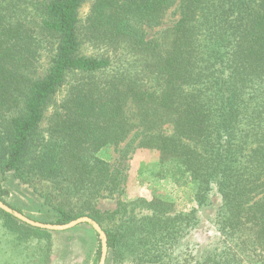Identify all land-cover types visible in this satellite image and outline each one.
Returning a JSON list of instances; mask_svg holds the SVG:
<instances>
[{"label":"trees","instance_id":"1","mask_svg":"<svg viewBox=\"0 0 264 264\" xmlns=\"http://www.w3.org/2000/svg\"><path fill=\"white\" fill-rule=\"evenodd\" d=\"M85 1L0 0V175L32 182L34 171L52 181L56 191L42 194L51 224L84 216L97 222L106 264H264V0H94L82 26ZM177 3L175 26L148 40L146 28L159 27ZM30 4L42 14L37 26L22 15ZM47 39L52 55L42 74ZM85 42L135 60L115 70L110 56H84ZM65 87L48 139L26 170L32 139ZM135 130L139 148L160 154L154 181L197 186L191 211L157 196L130 210L119 201L115 211H100L101 199L122 192L98 154ZM8 194L0 185L7 205ZM215 195L221 247L198 257L186 239L198 225L197 209ZM0 214L25 234L51 232Z\"/></svg>","mask_w":264,"mask_h":264},{"label":"rangeland","instance_id":"2","mask_svg":"<svg viewBox=\"0 0 264 264\" xmlns=\"http://www.w3.org/2000/svg\"><path fill=\"white\" fill-rule=\"evenodd\" d=\"M93 3L94 0H86L79 9V19L82 26L85 25ZM21 10L25 11L22 15L33 21L34 26L41 22L42 14L40 10L35 8L34 4L28 5L26 9L24 6ZM179 19L180 10L179 3H177L167 11L159 27L146 28L147 39L150 41L161 40L163 32L174 27ZM43 44L38 66L39 72H42V74L48 70L52 55L50 41L47 39ZM82 54L99 58L110 56L115 70L135 60L125 50L114 53L105 45H96L90 42L84 43ZM66 93L67 87L63 88L50 102L45 112V119L32 139L25 160L26 170L31 168L36 156L39 154V150L48 139L49 117L64 99ZM135 111L134 106L130 105L129 114L133 116ZM164 132L172 135L174 133L173 126H165ZM139 138V131L135 130L121 144L109 146L98 154L99 158L110 164L111 171L118 175L119 180L121 179L119 192H122L119 197L117 193L114 198L101 199L98 203L100 211H115L119 201L126 205L127 210H130L133 208L134 202L151 201L154 196L173 202L180 210L191 211L197 205L190 202L189 199L193 196L197 186L180 188L168 181H154L151 178V168L158 163L160 154L155 150L139 148ZM33 172L30 173L32 182L22 181L14 173L6 176L0 175V185L9 192L5 200L17 211L32 220L51 224L55 217L49 206L45 204L42 194L56 191L55 184L50 180L39 181L33 175ZM220 204V197L215 195L211 204L197 209L198 225L188 235L186 241L190 242L191 249L195 251L198 257L205 256L217 247H221V236L216 225V214ZM138 210L139 208L136 211ZM114 222L119 223L117 220L112 223ZM18 227L20 226L18 225ZM24 230L22 227L16 229L8 227L4 222L3 215L0 214V264H35L41 258L44 264L100 263L101 255L98 256L97 252L100 246L102 249V239L88 223L80 224L67 231H51L49 234L29 235L28 232L25 234Z\"/></svg>","mask_w":264,"mask_h":264},{"label":"water","instance_id":"3","mask_svg":"<svg viewBox=\"0 0 264 264\" xmlns=\"http://www.w3.org/2000/svg\"><path fill=\"white\" fill-rule=\"evenodd\" d=\"M0 209L8 214L13 215L15 218L26 223L27 225H30L35 228L49 230V231H67L83 223L90 224L102 239V254H101V260L99 264H106L107 257H108V246H107L106 234L104 230L102 229V227L97 222L89 218L88 216L80 217L65 225H56V224H45L39 221L32 220L31 218L20 213L19 211L14 210L9 205L4 203L2 200H0Z\"/></svg>","mask_w":264,"mask_h":264}]
</instances>
